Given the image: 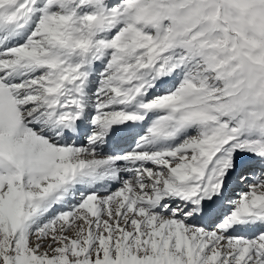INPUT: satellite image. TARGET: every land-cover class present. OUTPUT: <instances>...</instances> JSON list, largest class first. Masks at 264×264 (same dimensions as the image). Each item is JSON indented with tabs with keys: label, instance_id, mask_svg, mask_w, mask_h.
I'll list each match as a JSON object with an SVG mask.
<instances>
[{
	"label": "snow or ice",
	"instance_id": "1",
	"mask_svg": "<svg viewBox=\"0 0 264 264\" xmlns=\"http://www.w3.org/2000/svg\"><path fill=\"white\" fill-rule=\"evenodd\" d=\"M0 264H264V0H0Z\"/></svg>",
	"mask_w": 264,
	"mask_h": 264
}]
</instances>
